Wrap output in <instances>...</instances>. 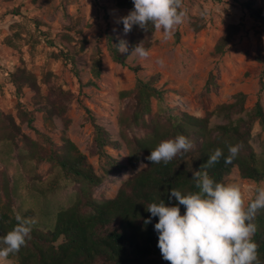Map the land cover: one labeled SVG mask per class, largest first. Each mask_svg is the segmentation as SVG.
Listing matches in <instances>:
<instances>
[{"label": "trees", "instance_id": "16d2710c", "mask_svg": "<svg viewBox=\"0 0 264 264\" xmlns=\"http://www.w3.org/2000/svg\"><path fill=\"white\" fill-rule=\"evenodd\" d=\"M115 2L123 17L133 9L132 0ZM244 4L256 19L264 23V9L257 7L255 0H247ZM237 30L234 26L227 30L215 47L216 53L225 52ZM156 31L151 23L143 29L133 25L126 53L117 49L122 40L108 34L107 49L112 60L128 66L134 46L143 42L149 51ZM43 36L47 44L55 45L50 36ZM82 43L81 50L86 48L87 41ZM63 55L65 60L75 64L76 53L68 51ZM103 66L99 50L92 69L95 77L101 76ZM130 68L136 73L141 70L139 66ZM6 74L19 99L24 97L27 88L40 91L38 77L28 69L19 68ZM159 80L160 75L148 80L138 79L135 88L124 93L135 103L132 112L120 118L121 125L125 130L139 127L146 132L144 137L132 141L130 163L136 167L143 161L146 167L126 181L113 199L100 201L94 197V190L104 183L105 177L97 174L88 156L70 139L64 136L63 143L58 145L44 133H39L42 142L22 134L23 123L36 130L37 110H29L20 102V124L14 117L0 113V165L3 166L0 171V237L15 227L17 213L35 220L30 238L19 252L9 255V260L14 264H170L163 259L157 246L158 234L154 225L158 218H151V223H145L151 217L147 211L149 204L159 203L160 200L166 205L178 204L175 198L169 200L172 188L183 194L198 192L193 179L194 171H207L211 179L224 184H228V177L236 170L244 180L256 184L264 182V149L258 154L252 145V132L257 123L264 132L261 100L264 79L252 110L246 108L248 96L239 92L231 103L218 105L204 117L186 112L166 113L163 108L154 113L153 101L162 103L165 99L164 91L157 87ZM218 87L215 76L211 74L207 90L212 92ZM53 92L55 98L38 110L45 111L48 122L62 118L68 124L67 113L73 95L62 89ZM83 108L95 129L94 145L105 162L106 175L120 174L124 166L108 152V148L119 149L120 143L97 122L91 109ZM235 116L239 117L234 119ZM213 117L224 118L228 123L213 126ZM178 135L191 142V149L177 154L167 164H154L147 159L161 141L175 139ZM237 144L241 145L238 155L231 163H225L229 146ZM217 148L222 149V157L217 163L208 165L209 157ZM43 163H49L58 170L54 179L42 180L38 169ZM11 171H14L13 175ZM63 181L68 187H78L76 194L66 204H50L49 197L59 192ZM180 209L183 215L184 206L180 205ZM251 222L256 226L252 237L257 244L258 259L255 264H264V208L257 211Z\"/></svg>", "mask_w": 264, "mask_h": 264}, {"label": "rangeland", "instance_id": "374dc122", "mask_svg": "<svg viewBox=\"0 0 264 264\" xmlns=\"http://www.w3.org/2000/svg\"><path fill=\"white\" fill-rule=\"evenodd\" d=\"M246 1L182 0L187 15L174 37L164 41L161 31H156L149 56L130 55L128 66H122L112 60L107 49L108 34L126 42L127 47L131 42V34L124 32L120 22L124 14L115 0H0V113L14 117L20 124V102L29 110H37L36 130L23 123L22 134L42 142L39 133H44L58 145L63 143L64 136L70 139L88 156L97 174L105 177L104 183L94 190V197L100 201L113 199L126 181L146 167L143 161L136 167L130 163L132 141L144 137L145 130H125L120 123L135 103L124 93L133 90L138 79L160 75L157 87L164 91L165 99L162 103L153 101L154 113L163 108L166 113L186 112L204 117L218 105L231 103L239 92L248 96L246 108L253 109L264 79V23L244 6ZM255 5L264 9V0H255ZM232 26L238 30L230 44L223 54L216 53L218 41ZM44 34L54 40V46L47 44ZM83 40L87 44L81 50ZM99 50L104 66L97 78L92 69ZM68 51L76 53L75 64L64 59L63 53ZM136 66L141 68L138 73L130 68ZM19 68L38 77L39 92L27 88L22 99L17 97L6 73ZM211 74L219 87L209 92L207 82ZM58 89L73 95L68 124L62 118L48 122L45 111L38 110L55 98L53 90ZM261 100L264 106V92ZM84 106L120 143L119 149L108 148L124 166L120 174L106 175L105 162L94 145L95 129ZM226 123L224 118H212L213 126ZM252 134V145L260 154L264 149V132L259 123ZM57 172L49 163L38 169L43 181L54 179ZM228 184L239 186L245 208L257 189L264 188V182L256 184L242 179L238 170L228 177ZM62 185L57 194L49 197L50 204H66L78 190L68 187L65 181ZM6 264L14 263L7 258Z\"/></svg>", "mask_w": 264, "mask_h": 264}, {"label": "clouds", "instance_id": "9594fccd", "mask_svg": "<svg viewBox=\"0 0 264 264\" xmlns=\"http://www.w3.org/2000/svg\"><path fill=\"white\" fill-rule=\"evenodd\" d=\"M132 3L133 9L120 21L125 33L131 31L133 25L143 29L151 23L161 31L164 41H168L186 19L182 0H132ZM117 49L121 53L128 52L124 41ZM131 55L147 58L149 51L141 42L134 46ZM191 147L185 136L178 135L175 139L161 141L147 159L154 164H167ZM240 147L239 144L229 146L225 163L236 158ZM222 155V149L217 148L207 164L217 163ZM193 179L198 192L183 194L172 188L169 200L175 198L178 204L166 205L160 200L147 207L151 217L145 223L158 218L154 229L163 259L170 264H255L257 244L252 237L256 226L251 221L257 211L264 208V188L257 189L255 199L245 209L238 185L215 182L207 171H194ZM180 205L185 209L183 215ZM15 219V227L0 237V264H6L9 255L19 252L25 245L35 223V220L24 218L19 213Z\"/></svg>", "mask_w": 264, "mask_h": 264}]
</instances>
